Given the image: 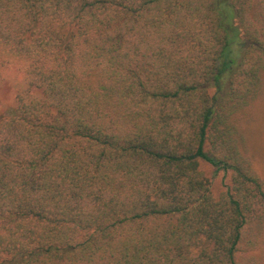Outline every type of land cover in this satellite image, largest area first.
<instances>
[{
  "label": "trees",
  "instance_id": "trees-1",
  "mask_svg": "<svg viewBox=\"0 0 264 264\" xmlns=\"http://www.w3.org/2000/svg\"><path fill=\"white\" fill-rule=\"evenodd\" d=\"M12 62L0 264H260L264 0H0Z\"/></svg>",
  "mask_w": 264,
  "mask_h": 264
},
{
  "label": "rangeland",
  "instance_id": "rangeland-1",
  "mask_svg": "<svg viewBox=\"0 0 264 264\" xmlns=\"http://www.w3.org/2000/svg\"><path fill=\"white\" fill-rule=\"evenodd\" d=\"M20 68V63L12 62L0 80V113L16 102L17 93L21 89L24 79ZM242 125L248 154L256 169L264 177V88L263 93L249 107L248 114L242 119ZM200 164L207 175L213 179L215 194H219L225 187L222 176L213 178L211 166L204 161H201ZM255 255L258 263L264 264V235Z\"/></svg>",
  "mask_w": 264,
  "mask_h": 264
}]
</instances>
